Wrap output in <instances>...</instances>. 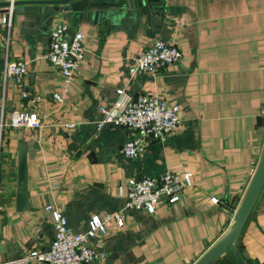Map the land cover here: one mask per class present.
Here are the masks:
<instances>
[{"label":"crops","instance_id":"obj_1","mask_svg":"<svg viewBox=\"0 0 264 264\" xmlns=\"http://www.w3.org/2000/svg\"><path fill=\"white\" fill-rule=\"evenodd\" d=\"M162 1V27H152L132 5L90 3L60 16L12 13L8 32L2 20L10 0H0V114L8 121L15 110L29 111L42 123L4 131L0 264L50 248L55 227L47 206L76 232L87 231L94 216L122 214V227L111 219L105 234L88 240L106 254L91 264H197L230 232L254 180L251 164L259 166L264 153V0ZM61 22L83 32L86 48L66 93L61 73L46 58ZM158 40L182 50V61L132 75L133 60ZM6 59L27 63L21 84L4 79ZM144 95L178 104L181 124L162 140L147 139L144 153L128 160L122 148L139 134L112 124L98 128L100 108ZM22 142L29 210L19 213ZM165 171L191 174L193 187L172 205L163 200L155 215L123 211L130 179ZM211 264H264V188L235 244Z\"/></svg>","mask_w":264,"mask_h":264},{"label":"built area","instance_id":"obj_2","mask_svg":"<svg viewBox=\"0 0 264 264\" xmlns=\"http://www.w3.org/2000/svg\"><path fill=\"white\" fill-rule=\"evenodd\" d=\"M15 1L10 0L11 9L8 16L6 15L2 20L8 32L11 28L10 17ZM69 29H71L69 23L57 24L51 33L49 50L46 55L50 64L63 77L62 90L64 93L68 92L69 86L75 81L79 64L84 60L86 52L83 32L76 30L75 35L69 38L67 34ZM2 39L4 43L6 42L5 46L8 50L9 37L4 36ZM183 57L184 53L178 47L158 40L153 47L143 51L133 60L130 72L132 75L146 72L155 73L180 63ZM27 74L28 65L25 61L6 59L3 72L5 80L12 79L21 84ZM117 93L121 96L124 94V90L119 89ZM28 96L27 92L22 95L24 99H27ZM53 98L59 103L64 101L63 96L59 93H55ZM36 102V99L32 100V103ZM100 113L102 119L97 123L98 128L112 124L116 127L133 129L139 134V138L127 142L122 148V154L128 160L137 159L144 153L147 139L162 140L181 124L180 106L167 102L157 95L141 96L125 106L115 103L111 107H101ZM8 127L37 129L42 127V123L36 113L29 111L15 110L11 113L8 121L5 120L3 113L0 114V171L4 131ZM257 169L258 164L252 162L250 175L254 176ZM193 185L189 173L180 176L171 171H165L157 177L132 178L128 182L123 211L134 210L155 215L158 205L163 200L172 205L178 202L185 190ZM212 201L216 203L217 199H212ZM46 211L52 214L55 227V236L50 248L45 251H30L26 256L5 264H91L105 259L106 254L88 246V240L96 238L98 234H105L106 223L111 219H116L120 227L124 225V218L120 213L106 219L94 216L89 222L87 231L76 232L70 227L67 218L53 206H47Z\"/></svg>","mask_w":264,"mask_h":264},{"label":"water","instance_id":"obj_3","mask_svg":"<svg viewBox=\"0 0 264 264\" xmlns=\"http://www.w3.org/2000/svg\"><path fill=\"white\" fill-rule=\"evenodd\" d=\"M90 3L103 4H121L132 5L139 8L142 14L149 17L152 27H162L165 21L163 16L164 2L162 0H16L14 2L13 13H43L48 15L60 16L64 12H83ZM11 3L4 5L6 13L11 9ZM73 21V17L71 18ZM76 30L69 29L67 34L72 38ZM73 147L75 151L77 147ZM140 179V178H137ZM264 188V153L260 165L254 175V180L248 191V194L242 204L235 223L230 232L221 240V242L197 264H211L217 261L229 248L235 244L241 234L250 214L256 206L261 192ZM29 210L28 195V147L26 143L19 145V161H18V185L16 196V211L24 213Z\"/></svg>","mask_w":264,"mask_h":264}]
</instances>
